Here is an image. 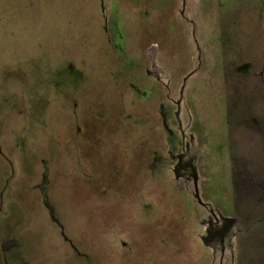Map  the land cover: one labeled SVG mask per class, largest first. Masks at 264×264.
I'll return each mask as SVG.
<instances>
[{
	"label": "rangeland",
	"instance_id": "374dc122",
	"mask_svg": "<svg viewBox=\"0 0 264 264\" xmlns=\"http://www.w3.org/2000/svg\"><path fill=\"white\" fill-rule=\"evenodd\" d=\"M1 23L0 264H264V0H0Z\"/></svg>",
	"mask_w": 264,
	"mask_h": 264
},
{
	"label": "flooded vegetation",
	"instance_id": "af4514ba",
	"mask_svg": "<svg viewBox=\"0 0 264 264\" xmlns=\"http://www.w3.org/2000/svg\"><path fill=\"white\" fill-rule=\"evenodd\" d=\"M22 1H25V2H31L32 0H22ZM2 25H3V23H1V26H0V27H2ZM139 45H140V44H139ZM143 45H144V44H143ZM142 47H143V46H142ZM142 47H140V48H141L140 53L142 52ZM158 52H159V45H158V43H155V42L150 43V44L148 45V47L145 49V53H147L148 58L151 59V61H152V58H154V61H153L152 63H153L155 66H156V61H157ZM140 53H138V55H139ZM151 61H150V62H151ZM67 65L71 66V70L74 71V68H75V67H74V65H73L72 63L68 62ZM66 67H67V66H66ZM66 67H65V68H66ZM58 73H59V74H58ZM54 74H55V73H53V75H54ZM64 78H65V76L63 77L62 70L60 69V70L56 73V80L59 81V86L62 85L63 83H65V82H64ZM66 78H68V77L66 76ZM72 78H74V76H73ZM178 105H179V104H178ZM178 110H179V108H178Z\"/></svg>",
	"mask_w": 264,
	"mask_h": 264
}]
</instances>
